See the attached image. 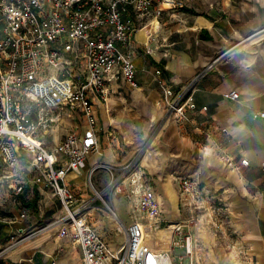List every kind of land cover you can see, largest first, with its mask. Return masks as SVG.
Here are the masks:
<instances>
[{
	"label": "built area",
	"instance_id": "1",
	"mask_svg": "<svg viewBox=\"0 0 264 264\" xmlns=\"http://www.w3.org/2000/svg\"><path fill=\"white\" fill-rule=\"evenodd\" d=\"M188 1L0 0V202L48 189L63 209L44 229H21L22 239L13 245L55 226L61 229L59 235L80 246L81 264H200L188 222L168 228L170 247L161 250L146 239L144 227L153 222L136 218L126 224L106 203L116 221L115 231L123 237L112 247L90 219L95 200L74 181L88 157L100 150L97 105L106 103L122 84L139 88L137 35L151 24L144 21L159 20ZM210 67L180 88L165 80L161 69H155L170 119L179 124L189 120L187 111L195 108L192 86ZM231 97L238 98V93ZM53 110L63 111L73 122L72 129L49 146L37 132H48L49 122H55L48 116ZM260 115L264 117V111ZM209 133L213 146L225 153L217 133ZM109 136L120 147L119 138L113 133ZM226 162L239 171L249 165L248 160L237 163L227 155ZM98 168L112 172L108 164L96 163L90 181ZM112 183L105 192L121 191L119 184ZM25 216L22 213L9 222ZM5 220L0 216V221Z\"/></svg>",
	"mask_w": 264,
	"mask_h": 264
},
{
	"label": "crops",
	"instance_id": "2",
	"mask_svg": "<svg viewBox=\"0 0 264 264\" xmlns=\"http://www.w3.org/2000/svg\"><path fill=\"white\" fill-rule=\"evenodd\" d=\"M243 3L246 19L243 24L229 23L228 32L215 28V21L198 16L207 23L197 30L215 28L223 37V45L216 33L209 31L205 36L210 35L211 39L198 36L192 43L174 46L161 53L139 48V88L122 84L118 91L110 94L106 103L97 105L100 150L88 157L74 181L80 191L90 196L85 190L87 181L83 182L80 177L85 172L90 173L96 163L119 161L124 143L128 142L124 125L117 123L114 127L111 124L108 128H101L98 106L105 105L108 113L107 104L113 95L134 90L135 97L144 96L150 105L154 104L152 112L155 119L162 109L165 110L155 69H161L165 80L180 88L190 85L211 65L206 75L198 78L192 86L195 108L187 111L189 120L184 124L168 120L164 125L162 147L169 155V162L194 163L197 178L224 193L244 243L246 259L249 264H264V117L260 115L264 111V0H245ZM188 29L193 30L191 27ZM221 32L228 33L230 40ZM143 34H138L137 38L144 40ZM226 42H230L229 45ZM232 93H238V98H232ZM117 131L122 133V139ZM214 131L218 140L224 143L226 154L213 146L209 132ZM109 133L119 138L120 147L116 148V144L111 142ZM226 155L237 163L248 160L249 165L242 166L239 171L226 162ZM91 156L94 157L89 164ZM82 183L86 185L84 188ZM116 202V213L129 224L120 215L122 210L118 200ZM97 211L96 206L90 211L91 221L108 243L116 247L119 243L116 221L110 219L105 223L106 227L100 226L99 216H94ZM22 220L24 218L18 221ZM27 228L23 226L20 230L27 231ZM3 230L6 228L0 227L2 236ZM2 236L0 244L8 243L9 240ZM169 240L171 242V236ZM169 246L170 243L167 248ZM81 258L79 245L56 232H49L8 246L0 256V264H81Z\"/></svg>",
	"mask_w": 264,
	"mask_h": 264
},
{
	"label": "rangeland",
	"instance_id": "3",
	"mask_svg": "<svg viewBox=\"0 0 264 264\" xmlns=\"http://www.w3.org/2000/svg\"><path fill=\"white\" fill-rule=\"evenodd\" d=\"M243 2L245 0H189L183 7L166 12L159 21L152 22L153 17L146 19L143 24H151L143 31L144 40L138 39L139 46L153 53H161L174 46L192 43L198 36L204 37L206 29H188L194 25L198 16L215 21V28L228 32L229 23L243 24L246 19ZM215 28L206 31L215 32L222 44L223 37L217 34ZM224 32H221L222 35L228 36ZM226 43L229 45L230 42ZM134 92L113 95L107 104L108 113L105 105L98 106L101 128H108L111 124L114 127L117 123L124 125L129 143H124V151L121 152L119 161L99 162L108 164L112 172L98 168L91 181L89 172L80 177L88 184L86 186L82 183L81 187L86 186L85 190L95 200L94 205L98 211L94 216H99L97 220L101 221L100 226L106 227L105 223L114 219L107 204L116 210L118 200L122 210L120 215L125 221L131 222L140 218L144 222H153L146 224L147 234L154 242L155 239L158 240V243L153 244L160 249H166L170 243L172 232L169 227L173 228L178 222H188L195 237L200 264H249L244 243L224 193L201 182L195 175L194 163L169 162V155L162 147L161 131L167 121L173 119L168 117L167 108L162 109L154 119V104L150 105L144 96L135 97ZM48 113L55 122H49L48 132L40 130L37 134L49 146H53L72 129L73 121L61 110ZM33 119L36 120V116ZM118 131L122 139V133ZM93 157L89 158L88 163ZM111 182L119 184L121 191L110 189L105 192ZM36 190L0 203V216L8 219L0 221V227L6 228L0 237L5 236L9 240L8 243L0 244V256L8 246L22 239L20 227L28 226L26 232L37 231L46 228L62 215V205L57 196L48 189L38 192ZM35 197L38 198L34 205ZM22 213H26L24 220L9 222ZM157 221L160 222L155 223ZM49 232L59 234L61 229L51 226L38 232L36 236ZM122 240V235L117 237L118 242Z\"/></svg>",
	"mask_w": 264,
	"mask_h": 264
},
{
	"label": "bare ground",
	"instance_id": "4",
	"mask_svg": "<svg viewBox=\"0 0 264 264\" xmlns=\"http://www.w3.org/2000/svg\"><path fill=\"white\" fill-rule=\"evenodd\" d=\"M154 20H158V19H154ZM153 20V21H154ZM159 21V20H158ZM205 23H207V21L205 20V19H203V18H201V17H198L197 18V22L191 27L193 30H197V29H199L202 25H204ZM146 28H147V26L145 27V28H143V29H141L140 30V32H139V35L141 34V33H144L143 31L144 30H146ZM149 32V31H148ZM141 37H143V36H141ZM120 127V126H119ZM123 129V128H122ZM121 129V130H122ZM119 130V129H118ZM124 131V130H123ZM111 218V217H110ZM113 220H115V219H113ZM144 230H145V235H146V239H147V241L152 245V246H154V247H156L154 244L155 243H158V240L157 239H155V242H154V239L151 237V238H149L148 237V234H147V225H145V227H144ZM171 230V229H170ZM153 241V242H152ZM154 243V244H153ZM160 246H162V245H160ZM163 247V246H162ZM170 247V246H169ZM169 247L168 248H166V249H161V250H168L169 249ZM157 249H160L159 247H156Z\"/></svg>",
	"mask_w": 264,
	"mask_h": 264
},
{
	"label": "trees",
	"instance_id": "5",
	"mask_svg": "<svg viewBox=\"0 0 264 264\" xmlns=\"http://www.w3.org/2000/svg\"><path fill=\"white\" fill-rule=\"evenodd\" d=\"M205 32H207V31L205 30ZM204 38H205V39H211V36H210V35H206V36H204ZM37 198H38V197H35L34 205H35V202L37 201ZM29 205H31V203H30Z\"/></svg>",
	"mask_w": 264,
	"mask_h": 264
}]
</instances>
